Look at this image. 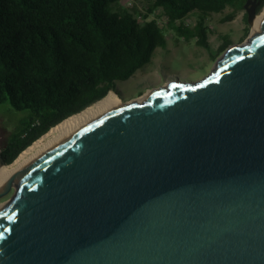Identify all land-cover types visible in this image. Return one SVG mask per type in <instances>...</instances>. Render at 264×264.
<instances>
[{
    "label": "water",
    "instance_id": "1",
    "mask_svg": "<svg viewBox=\"0 0 264 264\" xmlns=\"http://www.w3.org/2000/svg\"><path fill=\"white\" fill-rule=\"evenodd\" d=\"M248 39L15 168L0 264H264V21Z\"/></svg>",
    "mask_w": 264,
    "mask_h": 264
},
{
    "label": "trees",
    "instance_id": "2",
    "mask_svg": "<svg viewBox=\"0 0 264 264\" xmlns=\"http://www.w3.org/2000/svg\"><path fill=\"white\" fill-rule=\"evenodd\" d=\"M0 0V104L29 110L0 152L8 164L53 126L106 96L176 39L210 49L209 19L247 0ZM257 13L264 7L258 0ZM194 15V20H190ZM233 17V14L231 15ZM247 19V14H246ZM248 29L246 28L245 33ZM233 43L219 35L213 58Z\"/></svg>",
    "mask_w": 264,
    "mask_h": 264
},
{
    "label": "rangeland",
    "instance_id": "3",
    "mask_svg": "<svg viewBox=\"0 0 264 264\" xmlns=\"http://www.w3.org/2000/svg\"><path fill=\"white\" fill-rule=\"evenodd\" d=\"M127 5H136L145 11L146 0H122ZM233 14V17L231 15ZM246 9H238L227 6L223 11L213 13L209 19L210 49L198 45L194 39L189 41L176 36L167 27V18L156 11L152 17H157L162 26L167 29L168 45L159 47L151 61L138 69L137 72L126 80H118L117 86L124 101H133L143 95L149 89L165 86L167 82L178 79L184 82H196L206 77L223 57L222 53L213 58L219 42V35L229 34L233 44L248 43L253 36V25L246 19ZM190 20H194L191 15ZM246 28L248 29L245 33ZM257 34V33H256ZM29 110H17L9 102L0 104V149L4 146L13 131L21 125L22 120L28 115ZM17 189L13 182L11 189L6 194L0 195V204L10 201Z\"/></svg>",
    "mask_w": 264,
    "mask_h": 264
},
{
    "label": "bare ground",
    "instance_id": "4",
    "mask_svg": "<svg viewBox=\"0 0 264 264\" xmlns=\"http://www.w3.org/2000/svg\"><path fill=\"white\" fill-rule=\"evenodd\" d=\"M264 21V7L257 14L253 21V35L262 31V22ZM169 82L166 83L167 87ZM152 89L146 91L143 95L139 96L133 101H139L141 103L148 100V96L152 92ZM124 103V100L114 91H110L106 96L100 100L89 105L82 111L75 113L63 121L53 126L48 132L38 138L29 147L22 151L19 156L10 164L4 165L0 168V191L4 188V184L11 179L16 184L19 183L17 176L15 175V168L27 161L32 155L47 148L50 144L63 136H66L72 132V130L86 121ZM12 182V183H13ZM4 204H0V208Z\"/></svg>",
    "mask_w": 264,
    "mask_h": 264
}]
</instances>
